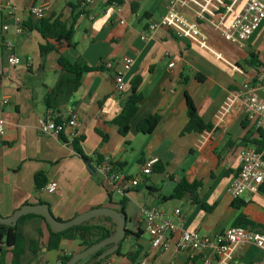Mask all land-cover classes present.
Here are the masks:
<instances>
[{
  "label": "crops",
  "instance_id": "crops-1",
  "mask_svg": "<svg viewBox=\"0 0 264 264\" xmlns=\"http://www.w3.org/2000/svg\"><path fill=\"white\" fill-rule=\"evenodd\" d=\"M106 1L84 5L82 0H47L43 18L60 17L66 26L72 23L73 33L69 44L61 42L57 52L40 57L38 46L43 41L36 31L26 28L30 22L27 9L37 0H0V99L7 100L0 113V217H10L19 208L38 203L47 205L52 217L60 221L96 208L118 210L120 198L112 199L115 194L97 174L88 171L65 135L61 141L36 132L37 120L45 110L64 112L71 108L76 115L75 140L81 155L91 160L108 158L129 180L123 198L124 227L130 235L120 244V254L139 249L135 264H199L197 259L189 261L184 253L175 251L176 234H166L157 248L151 247L143 223L137 219L143 208L155 207L186 231L202 236L225 230L241 214L256 226L248 230L264 236L263 197L245 193L235 200L243 206L235 209L231 206L234 200L226 194L239 167L238 151L256 140L255 131L243 119L238 93L242 84L253 82L257 70L262 69L243 66L247 52L255 53L264 66V20L242 47L225 42L206 23L198 22L206 38L207 49H202L159 27L140 38L149 24H157L167 0H120L116 8L105 5ZM244 2L233 5L225 24ZM180 13L186 21H194L190 10ZM9 52L16 56L14 67L6 61ZM57 54L70 64L96 70L81 74L75 85L72 73L57 70ZM124 57L131 60L127 71L121 65ZM106 61H112L111 69L103 67ZM169 63L173 66L167 68ZM116 74L123 83L121 91L114 89ZM134 76L141 79L143 101L127 134L121 137L112 120L121 110ZM250 93L264 101V88ZM47 94L48 107L44 102ZM185 95L200 120L210 125L209 131L181 134L186 123ZM222 105L228 110L218 120L214 116ZM151 115L159 118L155 129L148 135L137 133L135 126ZM151 159L162 172L154 173L150 168L148 175H142L141 169ZM36 174L46 182L54 181L58 193L35 191ZM180 180L200 183L198 204L191 203L187 194L168 199ZM173 210H178L177 217L172 216ZM20 228L28 239L37 233L46 236L45 227L35 218L25 219ZM58 248L66 255L82 251L74 240H61ZM56 256V251L42 249L34 263L58 264ZM28 258L24 255L22 260ZM107 260L130 264L123 256ZM228 264H264V251L244 244Z\"/></svg>",
  "mask_w": 264,
  "mask_h": 264
},
{
  "label": "built area",
  "instance_id": "built-area-1",
  "mask_svg": "<svg viewBox=\"0 0 264 264\" xmlns=\"http://www.w3.org/2000/svg\"><path fill=\"white\" fill-rule=\"evenodd\" d=\"M93 1L82 0V4L89 5ZM167 0L164 5L163 15L157 24H149L141 39H145L156 27L169 30L173 35L186 40L199 48L207 49L206 38L198 28V22L206 23L211 30L232 45L242 47L258 29L264 20V0H245L241 10L233 15L231 21L225 24V18L232 11V7L239 0ZM112 8L117 7L116 2L106 3ZM47 8V0H37L36 4L27 9L30 19L36 21L43 18V12ZM190 10L193 15V22H188L181 15L182 10ZM7 13H10L7 10ZM91 19V18H90ZM5 30V27H3ZM9 47V44H6ZM6 61L10 67H14L17 59L14 53L9 52ZM123 70L130 68L131 60L122 58ZM169 63L167 68L172 67ZM105 69L113 67L112 61L103 64ZM114 89L121 91L123 83L119 74L113 77ZM264 88V74L262 69L257 70L253 82L242 84V91L238 93L242 104L243 119L254 131L264 130V101L250 93L254 89ZM7 104L6 98L0 99V113ZM228 107L222 105L216 112L215 118L220 120L226 113ZM76 115L71 108L64 112H53L45 110L37 120L36 132L41 135H49L56 139L66 136L69 144L75 139ZM2 123L0 120V134ZM238 170L230 180L226 194L231 200L239 199L243 194L260 195L264 199V139L261 149L253 146L242 147L237 155ZM155 159L146 162L141 169L142 175L150 173L151 166ZM95 174L106 184L118 197L123 198L128 189L129 180L119 173L116 164L108 158H100V161L93 164ZM41 191L50 194H57V184L50 180L42 187ZM173 217L178 216V210H173ZM137 219L143 223L144 230L149 237L150 246L157 248L166 234H176L174 248L176 252H182L189 261L197 259L199 264H228L244 244H252L254 247L264 251V236L241 227H228L225 230L212 236H202L194 231H186L180 224L173 222L157 208H143L137 215ZM103 264H112L106 260ZM142 264V263H139Z\"/></svg>",
  "mask_w": 264,
  "mask_h": 264
},
{
  "label": "trees",
  "instance_id": "trees-1",
  "mask_svg": "<svg viewBox=\"0 0 264 264\" xmlns=\"http://www.w3.org/2000/svg\"><path fill=\"white\" fill-rule=\"evenodd\" d=\"M116 2L117 5L120 4V0H107L106 3ZM132 8V7H131ZM133 11V9H131ZM29 24H26L27 30L33 29L40 36L43 44L38 46V53L40 57H44L47 53L53 51L57 52V46L63 42L69 44L72 39V23L68 26L65 25L60 17L55 18H42L40 20H29ZM56 68L59 71H65L72 73L74 75L73 83L76 85L80 79L81 74L89 73L96 70L93 67H87L79 63H68L61 55L57 54ZM243 66L257 70L258 68L264 69V66L257 61V56L253 52H247V58L243 62ZM201 79V78H200ZM199 80V79H198ZM141 84V79L138 76H134L130 79L128 84V95L124 101V104L112 120V123L117 127L118 134L124 137L129 129V123L134 117L138 105L143 101V97L139 92V86ZM50 95L45 96L44 102L46 107H48ZM185 104V116L186 123L181 131V134L195 133L199 134L203 131H209L210 125L204 124L200 118L197 116L195 109L190 101V99L184 96ZM159 118L157 115H151L147 118L141 120L136 126L135 131L142 135L150 134L156 127ZM256 140L251 141V145L257 150L261 149L264 139V130L255 131ZM102 139L104 137L102 136ZM61 140V138H60ZM63 141V140H61ZM77 140L73 139L69 145L72 150L81 158L82 162L85 164L86 168L90 173H95L93 169V164L100 161V157H95L94 160L86 159L81 155L80 150L77 148ZM117 167V165H116ZM119 168V166H118ZM151 171L154 173L162 172V167L153 164ZM46 184L45 179L41 174H36L33 177V185L35 191H41L42 187ZM200 187L198 181L185 182L180 180L177 185L173 188L170 198L168 199H178L182 195L187 194L189 200L193 204H198L197 191ZM264 193V190L261 191ZM41 203H38V205ZM124 198H120L117 202L119 207L117 212L120 215H124ZM231 206L235 209H239L243 206L242 202L232 201ZM202 208H204L201 205ZM208 211V209L206 210ZM77 216V215H76ZM35 218L39 220L46 230L45 238H42L40 233H37L34 239L26 238L21 231V223L25 219ZM57 221H60L56 219ZM64 222V221H60ZM229 227H241L244 229H253L256 226L251 222L247 221L241 214H237L232 220ZM115 232V222L112 218L105 215H97L89 218L88 220L82 222L77 226H72L62 232H52L44 220L37 214L30 213L24 216L18 217L16 225L14 227L0 225V264H35V258L41 254V250L45 251H56V261L58 264H66L67 261L75 254H64L59 250V242L61 240L68 241H78L79 246L83 249L93 246L109 237H111ZM124 235L116 243L108 244L105 247L87 255L82 260L76 262L75 264H101L106 261L111 256H123L130 264H135L136 260L139 258V249H134L133 251H128L124 254H120V244L122 241L130 235V233L123 227ZM139 232V231H137ZM115 246L116 249L110 256H106L101 260H98V256L103 252ZM24 255H28V260L23 261ZM38 264V263H37ZM41 264V263H39Z\"/></svg>",
  "mask_w": 264,
  "mask_h": 264
},
{
  "label": "water",
  "instance_id": "water-1",
  "mask_svg": "<svg viewBox=\"0 0 264 264\" xmlns=\"http://www.w3.org/2000/svg\"><path fill=\"white\" fill-rule=\"evenodd\" d=\"M30 213L39 215L44 220V222L47 224L49 229L55 233L62 232L72 226H77L81 224L82 222L88 220L89 218L97 216V215L109 216L110 218L114 220L115 232L111 237L76 253L67 261L66 264H75L76 262L85 258L87 255L105 247L106 245L118 242L124 235L123 227L126 221L125 215H120V213H118L116 210H112L109 208H96V209L87 211L85 213L79 214L70 220L60 222L52 217V215L50 214L48 210L47 205L45 204L25 205L19 208L18 210L14 211L10 217H7V218L0 217V225L14 227L16 225V221L18 217L24 216ZM115 249L116 247L112 246L111 248L103 252L101 255H99L97 259L101 260L106 256H110L114 252Z\"/></svg>",
  "mask_w": 264,
  "mask_h": 264
},
{
  "label": "rangeland",
  "instance_id": "rangeland-1",
  "mask_svg": "<svg viewBox=\"0 0 264 264\" xmlns=\"http://www.w3.org/2000/svg\"><path fill=\"white\" fill-rule=\"evenodd\" d=\"M111 197H112V199L115 200V201L119 200L118 197L115 196V195H112Z\"/></svg>",
  "mask_w": 264,
  "mask_h": 264
}]
</instances>
